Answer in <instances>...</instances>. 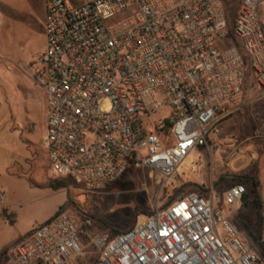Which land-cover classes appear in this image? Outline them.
Here are the masks:
<instances>
[{"label":"built area","instance_id":"1","mask_svg":"<svg viewBox=\"0 0 264 264\" xmlns=\"http://www.w3.org/2000/svg\"><path fill=\"white\" fill-rule=\"evenodd\" d=\"M43 1L36 64L54 181L96 194L132 165L164 190L197 148L234 145L215 138L248 89L264 91V0H236L232 17L226 0ZM245 194L236 182L222 196L190 193L160 207L158 194L151 212L113 235L61 209L5 264H79L82 240L97 250L94 264H264L218 208L240 211Z\"/></svg>","mask_w":264,"mask_h":264},{"label":"rangeland","instance_id":"2","mask_svg":"<svg viewBox=\"0 0 264 264\" xmlns=\"http://www.w3.org/2000/svg\"><path fill=\"white\" fill-rule=\"evenodd\" d=\"M229 14L236 13V0H226ZM235 2V3H234ZM46 47L45 3L43 0H0V264H5L12 249L26 235L67 209L83 222L89 223L97 235L131 228L138 216L151 212L159 194V207L190 190H206L199 194L206 199L213 179L214 149L197 148L189 156L164 190L157 177L148 170L130 165L117 181L96 194H88L69 181L65 188L55 190V182L47 172L43 143L46 104L38 77L36 57ZM264 91L248 89L244 106L220 122L218 138L232 137L231 153L238 157L250 152L260 153L264 146ZM109 104L102 105L107 111ZM163 111L151 116L156 121ZM237 159L235 167L247 166L253 172L256 163ZM214 171L216 168L214 166ZM228 172L222 176L227 178ZM218 177L214 174L215 183ZM233 183V182H232ZM224 181L225 187L232 185ZM209 191V192H208ZM240 211L228 207V219L247 244L263 254L264 203L259 209L254 197ZM221 204V203H219ZM258 239V241H257ZM79 264H94L97 250L88 240L81 242Z\"/></svg>","mask_w":264,"mask_h":264},{"label":"crops","instance_id":"3","mask_svg":"<svg viewBox=\"0 0 264 264\" xmlns=\"http://www.w3.org/2000/svg\"><path fill=\"white\" fill-rule=\"evenodd\" d=\"M43 90V89H42ZM44 93V91H43ZM44 98H45V94H44ZM45 104H46V100L44 99ZM45 128H46V118H45ZM44 135H45V130H44ZM222 138H215V141H220ZM43 141V140H42ZM221 143V141H220ZM218 143L216 146H214L212 149H214V152L217 154V158L213 157L212 160V169H213V179L211 180V189L209 190L210 193H213L214 195H219L222 196V194L229 188V187H225V185H223V182L227 180L230 181L232 183V185L234 183H236V181L232 178L234 175H243L244 173H246L248 171L247 166H241V167H235V161L237 159H246L247 163L246 165L249 163V161H253L254 163H256V167L255 170L257 172V176H258V181H259V192L262 198V201L264 203V146L263 149L260 153L257 152H250V158H248L245 154H240L238 157H230L229 159L226 157H224V154L226 153H231L232 149L229 146H225L226 144H220ZM203 148H207V147H203ZM47 158V156H46ZM189 163V157L184 161V164ZM181 165V167H182ZM214 166L216 168V171H214ZM180 167V168H181ZM225 171L228 172L227 178L224 179L222 176L225 174ZM178 172V171H177ZM177 174V173H176ZM214 174L215 176H217L218 182L215 183L214 181ZM231 185V186H232ZM208 191V192H209ZM206 190L202 189V190H190L189 192L183 194L182 196L186 195V194H206ZM210 195V194H209ZM208 195V196H209ZM180 196V197H182ZM247 196H245V198L243 199V204L247 203ZM218 208L222 211V213L228 218V214H227V208L223 206L222 204H218ZM236 210V209H235Z\"/></svg>","mask_w":264,"mask_h":264},{"label":"trees","instance_id":"4","mask_svg":"<svg viewBox=\"0 0 264 264\" xmlns=\"http://www.w3.org/2000/svg\"><path fill=\"white\" fill-rule=\"evenodd\" d=\"M232 178L237 183H240L243 186H245V188H246L245 196H247V193H250L254 197L255 204L260 209L261 206L263 205V201H262V198H261V195H260V192H259V186L260 185H259V181H258V176H257L256 170H254L253 172H246L243 175H234ZM51 186L55 190H58L60 188H65V184L63 182H61V181H55ZM245 196H244V198H245ZM115 233H119V232L118 231H112L108 235H113ZM257 241H258V239H257ZM260 245H261V248H262V251H263L262 255L264 256V246L261 243H260Z\"/></svg>","mask_w":264,"mask_h":264}]
</instances>
